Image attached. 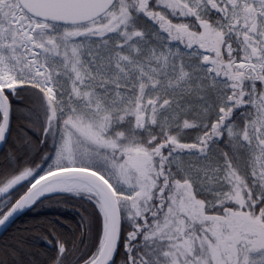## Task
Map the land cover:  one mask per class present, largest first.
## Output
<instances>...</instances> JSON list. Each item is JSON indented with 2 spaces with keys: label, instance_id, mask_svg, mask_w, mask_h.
<instances>
[{
  "label": "snow or ice",
  "instance_id": "obj_1",
  "mask_svg": "<svg viewBox=\"0 0 264 264\" xmlns=\"http://www.w3.org/2000/svg\"><path fill=\"white\" fill-rule=\"evenodd\" d=\"M60 197L0 264H264V0H0V227Z\"/></svg>",
  "mask_w": 264,
  "mask_h": 264
},
{
  "label": "trees",
  "instance_id": "obj_2",
  "mask_svg": "<svg viewBox=\"0 0 264 264\" xmlns=\"http://www.w3.org/2000/svg\"><path fill=\"white\" fill-rule=\"evenodd\" d=\"M94 212V207L90 202L74 197H60L59 202L46 201L44 206L25 211L17 217L1 234L0 245L16 244L20 241L26 252L34 253L38 261H43L46 259L45 254L52 253L51 247L42 238L46 234L45 229H48L47 222L59 220L57 231L63 232L69 238L75 236L79 240L81 236L79 226L88 219L94 218ZM90 227L91 232H94L96 225L93 224ZM85 243L91 246L90 232L85 233Z\"/></svg>",
  "mask_w": 264,
  "mask_h": 264
},
{
  "label": "water",
  "instance_id": "obj_3",
  "mask_svg": "<svg viewBox=\"0 0 264 264\" xmlns=\"http://www.w3.org/2000/svg\"><path fill=\"white\" fill-rule=\"evenodd\" d=\"M22 213H24V212H22ZM22 213H20V214H18V216L17 217H19ZM16 217V218H17ZM11 224V223H10ZM10 224L9 225H7V226H3V227H0V236H1V234L10 226Z\"/></svg>",
  "mask_w": 264,
  "mask_h": 264
}]
</instances>
